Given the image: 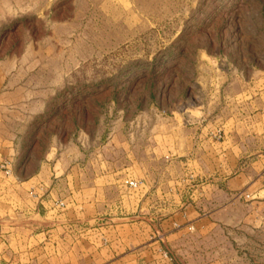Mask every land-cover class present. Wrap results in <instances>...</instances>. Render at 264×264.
Returning a JSON list of instances; mask_svg holds the SVG:
<instances>
[{
    "label": "rangeland",
    "instance_id": "374dc122",
    "mask_svg": "<svg viewBox=\"0 0 264 264\" xmlns=\"http://www.w3.org/2000/svg\"><path fill=\"white\" fill-rule=\"evenodd\" d=\"M25 144L116 173L112 254L64 259L264 264V0H0V165Z\"/></svg>",
    "mask_w": 264,
    "mask_h": 264
},
{
    "label": "crops",
    "instance_id": "0c3cea01",
    "mask_svg": "<svg viewBox=\"0 0 264 264\" xmlns=\"http://www.w3.org/2000/svg\"><path fill=\"white\" fill-rule=\"evenodd\" d=\"M10 161L0 165V255L11 256L3 264H80L64 258L112 254L114 219L91 210L111 191L113 169L72 166L74 159L65 168L53 146L34 156L25 144Z\"/></svg>",
    "mask_w": 264,
    "mask_h": 264
}]
</instances>
